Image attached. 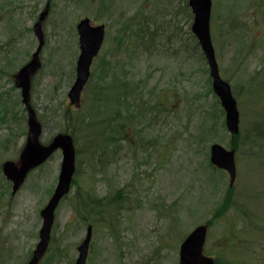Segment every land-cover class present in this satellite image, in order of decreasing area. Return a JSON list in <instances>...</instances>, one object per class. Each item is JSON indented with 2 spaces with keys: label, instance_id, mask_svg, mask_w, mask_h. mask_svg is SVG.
<instances>
[{
  "label": "rangeland",
  "instance_id": "374dc122",
  "mask_svg": "<svg viewBox=\"0 0 264 264\" xmlns=\"http://www.w3.org/2000/svg\"><path fill=\"white\" fill-rule=\"evenodd\" d=\"M46 1L0 0V264L31 259L62 160L55 152L11 195L2 165L17 162L28 131L13 77L37 48L33 26ZM178 6L51 0L30 102L41 144L57 134L73 137L76 172L39 264H76L89 225L86 264H178L180 244L199 225L208 226L204 254L215 264H264V0L212 2L219 73L240 112L236 137L224 127L201 51L190 44L192 20L166 16ZM85 17L105 26V39L75 109L67 93L79 55L76 25ZM150 32L164 36L148 44ZM108 67L116 72L112 85L132 81L127 101L122 87L113 93L102 80ZM215 143L236 152L231 187L228 174L210 164Z\"/></svg>",
  "mask_w": 264,
  "mask_h": 264
},
{
  "label": "water",
  "instance_id": "95a60500",
  "mask_svg": "<svg viewBox=\"0 0 264 264\" xmlns=\"http://www.w3.org/2000/svg\"><path fill=\"white\" fill-rule=\"evenodd\" d=\"M50 2L51 0L46 1L43 12L40 13L33 26L34 35L38 40L37 48L32 53L30 61L22 66L13 77L16 88L20 90L21 102L27 112L28 131L25 144L17 162L5 161L2 165V173L11 182V195L14 196L32 170L44 164L55 152L60 151L62 155L56 186L45 207L40 211L42 225L39 230L38 243L31 259L26 264H39L43 259L50 244L55 211L61 200L70 193L75 174L76 156L72 136L67 133L57 134L49 144H41L42 125L30 104L31 78L41 68L40 53L44 45L42 23L48 15ZM187 4L193 14L191 32L207 62L212 91L224 111L225 128L229 134L236 136L239 133L240 122L237 102L232 95L230 85L220 76L211 40L212 0H187ZM76 31L79 39V55L76 61L75 79L67 97L69 104L79 109L81 94L90 78L93 60L98 55L104 41L105 26H93L89 18H84L78 22ZM209 160L214 167L227 172L231 187L236 179L235 151L227 150L217 143L212 144ZM207 232V225H199L186 236L179 247L178 264H214L213 259L203 253ZM91 238L92 227L89 226L84 240L77 247L76 264H86Z\"/></svg>",
  "mask_w": 264,
  "mask_h": 264
},
{
  "label": "trees",
  "instance_id": "16d2710c",
  "mask_svg": "<svg viewBox=\"0 0 264 264\" xmlns=\"http://www.w3.org/2000/svg\"><path fill=\"white\" fill-rule=\"evenodd\" d=\"M173 1V3L174 2H179L180 3V6H178V10L177 9H175V11H169V13L168 12H166V16H173V15H175V16H177V15H185V16H187V17H189V19H190V22H191V20H192V14H191V12H190V10H189V7H188V5H187V2L185 1V0H172ZM189 29H190V27H189ZM148 30H149V28H148ZM190 33V37H191V41L192 42H190V44L193 46V47H195V49H197L196 51H198V49L200 50V48H199V44L197 43V40L195 39V37L192 35V33L191 32H189ZM162 36H164V35H160V34H158L157 32L154 34L153 32L151 33H148V37H147V39H146V42L148 43V44H152V43H154L155 42V38H159V37H162ZM168 37L169 36H166V39H168ZM143 40V39H142ZM168 40H170V42H171V44H173V42H172V40L169 38ZM118 43L119 44H122L123 42H121V40L120 39H118ZM144 44V43H143ZM138 45V47L140 46V47H144L145 48V44L144 45H139V44H137ZM145 49H147V48H145ZM200 54L202 55V57H203V54L200 52ZM203 59L205 60V58L203 57ZM206 62V61H205ZM208 71H209V69H208ZM115 75H116V72L114 71V68L113 69H110V67H108V68H106V69H104L103 70V73L101 74V77H102V80H104V82H107L108 84H109V86H110V88H111V90L113 91V93H117L118 91H119V89L122 87L121 85L120 86H118V84L116 83V85H112L113 84V79H115L116 80V78H115ZM109 78H111V80L110 81H106L107 79H109ZM129 80L130 79H126V81H123L124 82V84H123V91H124V97H125V101H127L128 99H126V95L127 94H125V92H129L128 91V88H127V86L132 82L131 80H130V82H129ZM220 103H219V101H218V105H219ZM127 106V110H129V109H132V107H131V104H127L126 105ZM130 107V108H129ZM220 111V113H222L223 114V110H222V108L219 110ZM133 116V115H132ZM1 119V118H0ZM132 119V118H131ZM1 122H4V120L2 121L1 120ZM224 127H225V125H224ZM204 129V133H207V131L209 132V128H208V130H207V127H204L203 128ZM256 136V138L257 139H259V134H255ZM209 136H210V134H209ZM261 137V136H260ZM252 138V137H251ZM261 139V138H260ZM255 140V139H254ZM251 142H253V140H251ZM117 199H119L120 198V196L119 195H117V197H116ZM86 200H87V198H86ZM86 202H89V201H86ZM90 206H92V203H88ZM100 204V203H99ZM98 206V205H97ZM94 208H96L95 210H97L98 209V207H94Z\"/></svg>",
  "mask_w": 264,
  "mask_h": 264
}]
</instances>
